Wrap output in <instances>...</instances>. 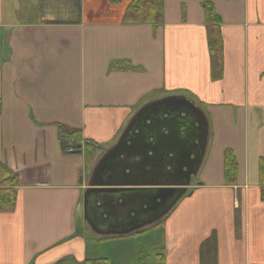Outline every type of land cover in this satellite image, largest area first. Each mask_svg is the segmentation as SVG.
<instances>
[{"label":"crops","instance_id":"1","mask_svg":"<svg viewBox=\"0 0 264 264\" xmlns=\"http://www.w3.org/2000/svg\"><path fill=\"white\" fill-rule=\"evenodd\" d=\"M132 1L0 0V164L18 181L0 212V264H155L158 253L165 264H264V0H161L156 23L131 21ZM172 94L208 123L186 194L156 223L97 231L83 202L101 155L140 106ZM123 240L137 259L110 262L102 250Z\"/></svg>","mask_w":264,"mask_h":264},{"label":"water","instance_id":"2","mask_svg":"<svg viewBox=\"0 0 264 264\" xmlns=\"http://www.w3.org/2000/svg\"><path fill=\"white\" fill-rule=\"evenodd\" d=\"M207 122L190 97L146 102L102 156L84 192V218L97 231L126 234L159 220L184 195L207 141Z\"/></svg>","mask_w":264,"mask_h":264},{"label":"trees","instance_id":"3","mask_svg":"<svg viewBox=\"0 0 264 264\" xmlns=\"http://www.w3.org/2000/svg\"><path fill=\"white\" fill-rule=\"evenodd\" d=\"M138 13L136 19H130L131 21H152L153 23L159 22L161 19V0H134L127 8L126 16L130 13ZM206 18L210 20L214 25L218 21L213 10L206 6L205 8ZM129 20V19H128ZM218 26H212L208 28V46L210 52V59L212 67L219 65L222 44L219 38ZM17 178L12 175L11 170L0 164V212H9L14 208L16 201V192L12 188L17 186ZM76 264H109L106 259H85L82 262ZM155 264H165L163 254L158 253L156 255Z\"/></svg>","mask_w":264,"mask_h":264},{"label":"rangeland","instance_id":"4","mask_svg":"<svg viewBox=\"0 0 264 264\" xmlns=\"http://www.w3.org/2000/svg\"><path fill=\"white\" fill-rule=\"evenodd\" d=\"M105 246L106 248L103 249L102 252L103 253L105 252V254H107L106 258L112 263H126V262L135 261L137 259L136 257L138 256L137 254L139 252V249H137L138 244L133 240H129V241L123 240L120 242L116 241L111 245H105ZM123 252H127L126 255H124ZM142 253H145V250H142ZM149 260L150 259L145 257L142 258V261H149Z\"/></svg>","mask_w":264,"mask_h":264},{"label":"flooded vegetation","instance_id":"5","mask_svg":"<svg viewBox=\"0 0 264 264\" xmlns=\"http://www.w3.org/2000/svg\"><path fill=\"white\" fill-rule=\"evenodd\" d=\"M101 156H151L150 154H144V153H130V154H121V153H115V154H102Z\"/></svg>","mask_w":264,"mask_h":264},{"label":"built area","instance_id":"6","mask_svg":"<svg viewBox=\"0 0 264 264\" xmlns=\"http://www.w3.org/2000/svg\"><path fill=\"white\" fill-rule=\"evenodd\" d=\"M66 151H67V152H71V151H73V149H72V148H69V149H67Z\"/></svg>","mask_w":264,"mask_h":264}]
</instances>
